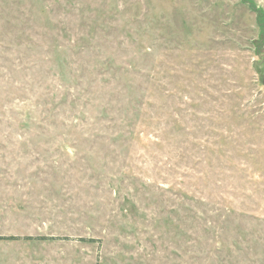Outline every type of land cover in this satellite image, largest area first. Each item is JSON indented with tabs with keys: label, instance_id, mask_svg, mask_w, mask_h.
Listing matches in <instances>:
<instances>
[{
	"label": "rangeland",
	"instance_id": "obj_1",
	"mask_svg": "<svg viewBox=\"0 0 264 264\" xmlns=\"http://www.w3.org/2000/svg\"><path fill=\"white\" fill-rule=\"evenodd\" d=\"M2 237L0 264H264V0H0Z\"/></svg>",
	"mask_w": 264,
	"mask_h": 264
},
{
	"label": "trees",
	"instance_id": "obj_2",
	"mask_svg": "<svg viewBox=\"0 0 264 264\" xmlns=\"http://www.w3.org/2000/svg\"><path fill=\"white\" fill-rule=\"evenodd\" d=\"M2 240H10V241H16L19 238L18 237H7V238H0ZM25 240L27 241H31V240H38V241H49V240H55V238L53 237H37V238H33V237H25Z\"/></svg>",
	"mask_w": 264,
	"mask_h": 264
}]
</instances>
